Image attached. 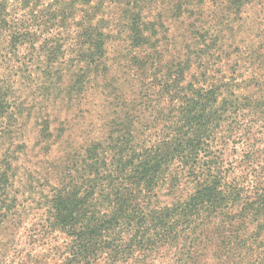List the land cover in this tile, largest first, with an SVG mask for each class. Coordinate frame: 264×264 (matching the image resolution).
<instances>
[{"label": "trees", "instance_id": "16d2710c", "mask_svg": "<svg viewBox=\"0 0 264 264\" xmlns=\"http://www.w3.org/2000/svg\"><path fill=\"white\" fill-rule=\"evenodd\" d=\"M180 1L170 8L172 19L189 21L207 7V0ZM250 1L222 4L239 14ZM155 5L0 0V48L6 41L3 49L31 51L42 85L68 77V100L84 98L93 82L106 81L108 44L122 23L138 51L132 65L144 75L164 68L156 79L168 111L161 130H144L140 114L111 120L101 138L76 155L78 166L72 164L65 181L42 193L29 222L17 198L13 156L6 154L0 264H264V83L216 75L204 58L214 38L195 20L190 52L166 62L165 26L163 18H153ZM6 65L0 55V120L8 119L4 130H12L11 121L18 120ZM49 130L47 122L41 137L49 139ZM177 181L191 186V194L162 204L160 191Z\"/></svg>", "mask_w": 264, "mask_h": 264}, {"label": "rangeland", "instance_id": "374dc122", "mask_svg": "<svg viewBox=\"0 0 264 264\" xmlns=\"http://www.w3.org/2000/svg\"><path fill=\"white\" fill-rule=\"evenodd\" d=\"M154 2L153 18H163L165 26L161 27V34L166 62L180 58L182 52H190L186 46L191 39L190 26L196 21L214 38L212 49L207 52L214 56L206 54L204 58L208 56L216 75L237 76L241 81L257 77L264 83L263 3L251 0L242 13L236 14V9L223 5L222 0H207L203 11L189 21H181L180 18L172 19L169 13L171 7L181 4L180 0ZM119 25L121 28L114 27L108 44L109 76L106 81L93 82L84 98H64L63 84L68 83V77L63 83L55 76L52 83L48 81L42 85L31 51L3 49L6 41L1 45L0 52L2 49L3 52L0 55L7 64L5 67L12 69L6 70L11 87L9 100L18 121H11L15 124L12 130H4L8 119L0 120V170L6 164V154H12V164L17 172V198L23 204L20 210L30 215L26 222L38 214L42 193L46 195L52 190L56 180L65 181V173L69 168L73 169L72 164L78 166L80 156L76 155L83 154L99 139L111 120L126 114H140L147 121L144 130L163 129L161 120L168 111L156 76L164 68L155 67L144 75L132 65L131 59L138 51L130 46L126 26ZM28 61L35 63L26 68ZM21 63L25 64L21 66ZM47 122L49 139L41 137ZM177 182L160 191L162 204L181 202L191 194V186Z\"/></svg>", "mask_w": 264, "mask_h": 264}]
</instances>
